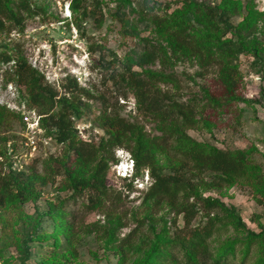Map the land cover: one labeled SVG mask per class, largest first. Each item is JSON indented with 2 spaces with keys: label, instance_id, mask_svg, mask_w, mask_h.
Segmentation results:
<instances>
[{
  "label": "trees",
  "instance_id": "obj_1",
  "mask_svg": "<svg viewBox=\"0 0 264 264\" xmlns=\"http://www.w3.org/2000/svg\"><path fill=\"white\" fill-rule=\"evenodd\" d=\"M89 1L95 6L89 10L93 15L102 0H71V11L79 13L78 19L85 17ZM124 1L121 0L111 14L123 26L127 23L122 10ZM134 1L144 5L142 14L164 45L141 38V54L136 58L125 56L115 69L111 67L116 56L111 53L113 58L107 63L105 79L114 89L125 88L131 92L137 115L158 125L161 135L155 138L147 137L139 124L124 119L117 111H107L105 107L96 120L103 131L97 144L79 140L75 121L79 120L83 106L75 102L72 93L68 95L45 84L35 69L0 41V64L11 65L15 82L24 88L27 109L36 111L39 116L43 136L65 147L64 156L58 160L59 168L52 165L54 161H45L42 175L33 170L27 172L28 167L21 172L9 169L3 173L0 170L1 233L7 235L12 231L17 219L25 221L23 207L40 197L37 185L43 187L54 183L61 175V189L69 194L68 198L49 202L33 221L32 236L28 238L31 241L52 238L54 250L60 249L62 240L69 242L72 237L74 215L67 208L68 201L75 204L74 200L81 198L79 206L86 212L101 208L109 191L105 183L108 165L113 161L114 150L122 148L133 160V178L147 170L150 186L143 202L168 203L177 208L176 212L184 221V227L176 229L173 237L164 233L156 237L142 264H246L251 257L252 264H264V228L260 226L259 232L248 230L234 206H227L215 197H203L196 190V185L213 190L241 183L264 211V170L252 162L253 151L222 150L191 138L187 132L198 123L194 105L179 102L178 95L161 89L167 83L177 87L176 77L172 73L146 69L155 62L165 67L171 58L193 60L202 70L215 67L223 93L220 98L209 94L210 106L224 108L238 102L250 105V101L237 94L242 76L236 61L244 54L257 57L260 48L256 43L249 46L239 38L244 32L252 33L257 19L264 13L252 7L254 0H220L215 6H207L200 0H174V8L171 4L148 7V0ZM159 8L164 10L158 12ZM39 12L30 0H0V35L14 30L22 33L24 20ZM236 17L241 20L232 27L231 20ZM101 59L103 62L104 57ZM258 73L263 76L262 71ZM66 84L89 96L78 89L72 79L67 78ZM66 86L62 84L60 90ZM12 122L24 128L20 112L0 106V128H7ZM5 141L6 138L0 136V142ZM4 152L0 151V157H5ZM157 153L165 157V164L159 163ZM127 181L126 187L130 188L133 179ZM197 215L205 222L192 226ZM41 221L48 223L46 228L40 229ZM218 225L231 226L238 238L226 240L212 249L208 243L218 232ZM19 254L25 264L29 260L27 247L23 245ZM50 261L51 264H66L54 258ZM44 262L48 263V260Z\"/></svg>",
  "mask_w": 264,
  "mask_h": 264
},
{
  "label": "rangeland",
  "instance_id": "obj_2",
  "mask_svg": "<svg viewBox=\"0 0 264 264\" xmlns=\"http://www.w3.org/2000/svg\"><path fill=\"white\" fill-rule=\"evenodd\" d=\"M120 1H100V7L93 11V15L89 10L92 11L95 6L89 1L85 17L78 19L79 13L71 11V0H30L32 5L39 8L38 15L24 20L22 33L14 30L0 35V41L35 69L45 84L62 93H72L75 102L83 106L79 120L75 121V129L78 139L87 143L97 144L103 136L96 120L105 107L107 111H117L124 119L139 124L147 137L161 135L155 122L137 115L131 92L125 88L114 89L111 82L105 79L108 75L107 63L113 58L111 53L116 56V64L111 67L115 69L125 56L136 58L141 54V38L164 45L155 28L143 16L145 9L142 3L125 0L122 10L127 23L123 26L116 20L111 14ZM148 1V7L158 8L163 4L175 7L174 0ZM219 1L200 0L207 6H215ZM252 7L263 14L264 0H254ZM161 10L164 9L159 8L158 12ZM240 20V17L233 18L232 27ZM255 24L252 33L244 32L239 39L249 46L256 43L260 48L259 54L257 57L240 55L236 61L242 76L237 94L250 101V105L238 102L224 108L210 106L208 95L220 98L223 93L215 67L202 70L193 60L183 58L176 61L171 58L165 67L155 62L146 69L172 73L176 77L177 87L167 83L161 89L178 95L179 102L194 105L198 123L187 132L191 138L222 150L250 149L253 151L252 162L264 170V14ZM100 57H104L103 62ZM258 71H262L263 76ZM67 78L75 81L77 88L89 96L67 87ZM62 84L66 88L60 90ZM0 106L27 115L28 119L33 118L26 107L24 88L15 82L10 64H0ZM34 112L36 115L37 112ZM23 134L24 128L17 122L0 128V136L6 138L5 143L0 142V151H5V157H0L1 172L11 169L7 155L10 149L24 158V163H28L27 172L33 170L42 175V164L48 160L54 161L52 165L59 168L58 160L65 152L63 145L42 135L36 138V147L32 150L23 145ZM129 156L122 148L114 150L105 182L109 191L101 208L86 212L79 206L81 198H76L75 204L72 200L68 201L67 208L74 215L72 237L69 242L63 239L62 247L56 251L52 238L43 241L28 238L32 236L33 221L46 209L47 204L66 200L69 194L61 189V175L55 178L54 183L43 187L37 185L40 197L23 207L27 217L25 221L17 219L14 229L7 235L1 233L0 223V264H23L19 254L23 245L29 254L25 264H51L52 258L66 264H142L145 253L156 237L163 236L162 233L173 237L176 229L184 227V221L182 215L176 212L177 208L168 203L153 205L143 202L150 186L147 170H142L143 174L133 179L130 188L126 187L128 178L121 175ZM156 158L160 164H165L163 155L157 153ZM196 186L199 195L215 197L227 206H234L248 230L259 232L260 226L264 228L263 208L252 199L246 186L237 183L231 188L213 190ZM204 222L201 215H197L191 225H203ZM47 225V222L41 221L40 229ZM217 228L218 232L208 243L212 249L226 240L238 238L231 226L218 225ZM45 259L48 263L44 262ZM252 262V257L246 260V264Z\"/></svg>",
  "mask_w": 264,
  "mask_h": 264
},
{
  "label": "built area",
  "instance_id": "obj_3",
  "mask_svg": "<svg viewBox=\"0 0 264 264\" xmlns=\"http://www.w3.org/2000/svg\"><path fill=\"white\" fill-rule=\"evenodd\" d=\"M28 111L33 114V118L31 117V119H28L27 115H22L24 122L23 145L25 147L31 148L32 150H35L36 138H38L39 136L43 137V132L39 126V116L37 114L35 115V112L33 110ZM7 155L9 156L11 161L12 171L21 172L28 167V163L26 164L23 162L24 158H21L19 154H15L12 149L9 150Z\"/></svg>",
  "mask_w": 264,
  "mask_h": 264
},
{
  "label": "clouds",
  "instance_id": "obj_4",
  "mask_svg": "<svg viewBox=\"0 0 264 264\" xmlns=\"http://www.w3.org/2000/svg\"><path fill=\"white\" fill-rule=\"evenodd\" d=\"M125 164H127L126 169L124 171V174H122V178H128V179H135L133 178L134 175V163L131 157H127ZM138 178V177H136Z\"/></svg>",
  "mask_w": 264,
  "mask_h": 264
},
{
  "label": "bare ground",
  "instance_id": "obj_5",
  "mask_svg": "<svg viewBox=\"0 0 264 264\" xmlns=\"http://www.w3.org/2000/svg\"><path fill=\"white\" fill-rule=\"evenodd\" d=\"M123 168H124V167H123ZM123 168H122V169H123Z\"/></svg>",
  "mask_w": 264,
  "mask_h": 264
}]
</instances>
